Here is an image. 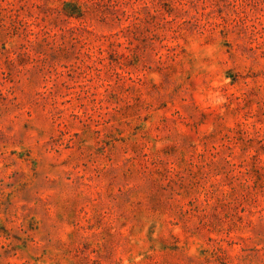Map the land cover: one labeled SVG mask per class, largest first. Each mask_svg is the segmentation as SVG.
I'll list each match as a JSON object with an SVG mask.
<instances>
[{
	"label": "rangeland",
	"instance_id": "374dc122",
	"mask_svg": "<svg viewBox=\"0 0 264 264\" xmlns=\"http://www.w3.org/2000/svg\"><path fill=\"white\" fill-rule=\"evenodd\" d=\"M0 264H264V0H0Z\"/></svg>",
	"mask_w": 264,
	"mask_h": 264
}]
</instances>
